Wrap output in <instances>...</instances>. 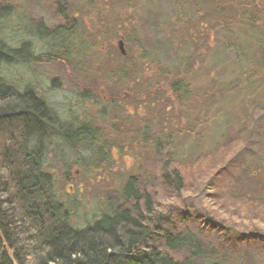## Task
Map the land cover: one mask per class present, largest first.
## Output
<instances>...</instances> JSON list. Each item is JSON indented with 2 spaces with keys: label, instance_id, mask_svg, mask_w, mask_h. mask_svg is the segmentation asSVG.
<instances>
[{
  "label": "rangeland",
  "instance_id": "obj_1",
  "mask_svg": "<svg viewBox=\"0 0 264 264\" xmlns=\"http://www.w3.org/2000/svg\"><path fill=\"white\" fill-rule=\"evenodd\" d=\"M56 1L0 0L8 8L0 9V39L29 48L27 60L3 63L0 76L47 103L45 167L74 203L78 223L113 213L130 177L147 187L156 183L168 155L189 165L236 136H244L237 151L244 174L229 196L264 202L262 48L217 26L209 0ZM59 10L68 18L69 40L62 28L55 31L62 26ZM84 123L90 133L74 135ZM212 192L205 178L179 198L160 200L148 242L166 230L182 231L202 244V258L264 264V223L228 219ZM209 221L219 231L199 229Z\"/></svg>",
  "mask_w": 264,
  "mask_h": 264
},
{
  "label": "trees",
  "instance_id": "obj_2",
  "mask_svg": "<svg viewBox=\"0 0 264 264\" xmlns=\"http://www.w3.org/2000/svg\"><path fill=\"white\" fill-rule=\"evenodd\" d=\"M209 2L218 11L215 24L232 37H248L252 46L262 48L264 62V0ZM228 6L233 13L224 15ZM0 9L8 11L2 5ZM56 15L62 26L55 31L63 29L69 40L73 35L67 33L68 18L61 11ZM79 43L74 39L76 50ZM27 50V43L13 49L0 39V66L27 60V54L23 55ZM235 55L243 62L240 45ZM251 73L244 71L243 77ZM51 120L47 103L36 91L20 90L0 76V264H220L208 254L202 258L203 246L193 242L190 233L166 230L154 243L148 242L151 226L159 220L160 200L179 198V192L199 187L205 178L213 200L228 219L264 223L263 201L229 196L231 183L244 174L243 157L237 153L244 136H236L189 165L168 155L156 183L147 187L138 177H130L123 204L81 225L73 217L74 203L58 192L55 177L45 167L44 139ZM89 130L90 125L84 123L73 134L87 136ZM199 229L212 233L219 231V225L209 221Z\"/></svg>",
  "mask_w": 264,
  "mask_h": 264
},
{
  "label": "water",
  "instance_id": "obj_3",
  "mask_svg": "<svg viewBox=\"0 0 264 264\" xmlns=\"http://www.w3.org/2000/svg\"><path fill=\"white\" fill-rule=\"evenodd\" d=\"M120 47H121V50L123 51V46H122V44H120Z\"/></svg>",
  "mask_w": 264,
  "mask_h": 264
}]
</instances>
